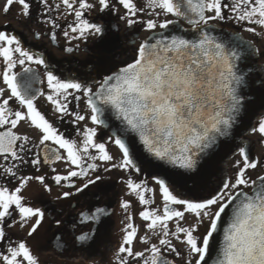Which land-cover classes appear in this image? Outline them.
I'll use <instances>...</instances> for the list:
<instances>
[{"label":"snow or ice","instance_id":"obj_1","mask_svg":"<svg viewBox=\"0 0 264 264\" xmlns=\"http://www.w3.org/2000/svg\"><path fill=\"white\" fill-rule=\"evenodd\" d=\"M15 2L21 5L26 19L32 17L35 4L37 12L42 7L47 16L42 23L51 24L53 29L59 27L56 20L60 17L47 15L54 10L49 0H7L4 12L8 13ZM61 5L65 17H75L74 23L63 31L69 40L95 39L103 46L112 27L103 22L105 15L118 13L117 5L124 10L117 18L124 21L128 29L139 24L151 35L133 49L136 55L132 62L113 75L93 79L89 84L55 75L45 59L26 49L15 34L0 30V59L4 65L0 79L6 86L0 87V158L3 161L0 162V176L19 181L14 190L0 185V246L4 249L0 251V264H39L27 241L11 242L5 222L14 215L19 216L21 228L34 221L27 233L29 237L33 236L44 221L45 213L39 207L30 206L21 193L33 179L47 191L52 190L43 175H18L20 165L29 163L26 159L29 153L34 156L30 163L37 170L41 164L39 152H33L38 145L28 135L16 131L21 122L41 133L39 145H44V163L65 161L70 167L75 166L67 175L56 174L52 179L62 187V182H67L68 188H75L79 193L94 185L101 176L87 179L82 188L76 187L72 178L98 173L102 166L98 161L109 165L103 167L104 172L119 168L129 176L132 172L140 173L141 168L136 162V137L153 157L181 169L196 171L201 156L208 155L209 150L218 146L220 137H230L234 126L253 110L257 102L264 107V67L260 68L257 78L250 76L251 69L243 72L240 68L246 55L258 56L260 50L252 45L244 51L237 50L243 44L230 47L213 35L216 26L212 23L233 21L246 26L249 33L264 34V0H146L142 7H138L135 0H59L55 10ZM94 12L104 15L89 18L88 14ZM181 21L189 28L185 29ZM35 35L39 38L40 32ZM51 39L56 41L55 31L51 32ZM65 51L72 52L73 48L68 47ZM32 64L43 65L47 70L50 91L47 94L40 91L39 95H46L60 119L74 116V123L87 119L92 125L107 127L104 115L110 112L120 120L123 125L120 134L114 133L109 138L120 149L119 164L112 163L114 157L106 143L98 141L97 127L85 125L78 132L83 137L78 145L46 119L38 109L37 95L32 91V82L37 76ZM18 65L23 76L15 71ZM257 83L258 87H253V91L258 94V100H253L242 90ZM69 97L83 100L90 110L89 115L71 111ZM251 131L264 137V116ZM239 154L242 164L237 163L234 178L223 181L221 189L208 197L183 198L174 194L170 184L154 177L164 202L163 212L158 214V209L146 208L139 216L146 222V229L159 237L158 243L150 242L147 234L138 236L132 216H126L128 223L115 257L117 264H175V260L166 254L174 257L184 254V264H208L206 258H211L222 214L236 201L239 202L233 209L232 222L224 233V245L213 264H264V175L256 179L249 175L250 170L258 166L264 168V165L259 159H250L246 148L241 147ZM52 171L56 172V169ZM125 184L141 204L154 203L155 189L146 183L128 178ZM248 188L252 189L251 194L245 190ZM146 194L150 195L146 198ZM70 195L71 191L63 193L64 197ZM120 206L127 213L131 202L124 200ZM186 213L192 214L194 220L189 226L181 223ZM106 214L104 209L98 208L84 219L99 223L100 217ZM77 239L81 242L89 240L91 233ZM174 240L184 245V253L178 250ZM136 243L146 247L136 250Z\"/></svg>","mask_w":264,"mask_h":264},{"label":"flooded vegetation","instance_id":"obj_2","mask_svg":"<svg viewBox=\"0 0 264 264\" xmlns=\"http://www.w3.org/2000/svg\"><path fill=\"white\" fill-rule=\"evenodd\" d=\"M135 2L138 7H142L145 5L146 0H135ZM49 3L53 5L54 10L47 15H51L53 18L60 17L56 20L59 25L58 28L53 29L51 24L41 22V20L47 19V16L43 14L42 7L37 12V6L34 4L32 17L26 19L22 15L23 9L21 5L15 2L13 11L14 13L16 11V17L10 23L5 22L2 24L0 30L15 34L26 49L37 56L43 57L49 69L62 79H72L89 84L92 83L93 79L101 80L126 66V63L132 62L136 55L133 49L138 47L139 43L147 36L151 35L139 24L128 29L124 21L117 18L124 12L123 8L117 5L120 8L118 13L105 15L103 22L112 25V27L107 33V40L103 46L95 39L87 41L69 40L63 35V31L68 30V25L74 23L75 17L73 15L65 17L62 5L59 10H55V5L59 3V0H49ZM97 14L99 13L94 12L88 14V16L89 18H94ZM142 18L147 19L146 16H142ZM170 18L175 19L174 17ZM181 23L187 25L183 21ZM212 23L215 26L229 28L238 34L241 33L244 37L247 35L245 38L252 46L260 50V54L255 56L257 63L255 75L259 77V70L264 67V48L260 47L259 35L247 32L245 30L246 26L238 25L233 21ZM52 31L56 32V41L51 39ZM36 32H40L39 38H36ZM68 47H72L73 51H65ZM3 67L2 59H0V71L3 70ZM31 67L37 74L36 79L32 82V91L36 93L37 107L45 115L46 119L63 133L67 139L76 141L78 145L83 140V137L78 135V132L85 125L97 127L98 141L106 143L109 153L114 157L112 163L119 164L121 159L120 149L110 142L109 138L113 135L106 127L92 125L91 121L87 119L74 123V116H66L60 119V114L53 111V106L47 101L46 95H39L40 91H44L46 94L50 91L47 88V70L43 65L32 64ZM15 71L23 76L21 66L18 65ZM40 81L44 82L40 83ZM23 82L24 80L22 79L21 83ZM0 87H6L3 85L2 79H0ZM255 87H258V83ZM69 100L71 101L69 104L71 111L79 112L86 117L89 115L90 110L83 100L77 101L72 97H69ZM256 115L257 118L253 126H256L259 119L264 116V107H261L259 102ZM251 128L246 132L248 133L246 136L243 134L237 140L235 147L231 151L227 169L221 165L219 170L212 171L205 178L190 181L166 180L159 175L156 165L140 159L136 160V162L140 166L141 172H132L131 176H129L128 172L119 168L104 172L103 167L109 165H104L103 162L98 161L97 163L102 165L98 173L90 172L87 177L72 178V182L76 187L82 188L87 179H95L96 175L101 176V179L97 180L94 185H89L83 192L78 193L75 188H68L67 182H62L64 185L62 187L56 185L52 179L56 174L67 175L68 171L73 170L75 166L70 167L65 161H58L53 164L44 163V145H39L41 133L28 123L21 122L16 131L18 134L28 135L30 140L38 145L37 148H33V152H39L41 164L38 166L39 170H37V167L30 163L34 156L29 153L26 156L29 163L20 165L18 175L33 177L43 175L52 190L50 192L47 191L43 185L34 179L29 181V184L23 189L21 194L30 206L39 207L44 211L45 219L40 228H38L37 233L29 237L27 233L30 230L31 223L34 221H29L28 225L21 228L19 216L14 215L5 222L6 234L11 237L13 244L19 240L27 241L34 255L37 256L39 264H117L115 257L123 241V229L128 223L126 216H132L133 222L138 228V236L147 234L150 237V242L158 243L159 237L146 229V222L139 216V213L146 208L149 210L158 209V214L163 212L164 202L154 177L163 179L170 184L172 189H174V194L178 193L183 198L195 200L199 197L210 196L221 189L223 181L234 178L237 171V163L240 162L242 164V157L239 154L241 147L247 149L250 159H259L261 165H264V137L253 133ZM47 143L51 145V142ZM51 146L58 147L55 145ZM61 153L66 155L64 150H61ZM0 162H3L2 158H0ZM53 168L56 169V172L52 171ZM249 175L252 179H256L259 175H264V168L258 166L257 169L250 170ZM128 178L133 179L135 182L146 183L149 188L155 189L154 203L147 206L141 204L138 197L135 194H131L127 188L125 180ZM0 185L14 190L19 185V181L13 177L0 176ZM245 190L248 192L252 191L251 188ZM65 191H71L72 195L64 197L63 193ZM149 195L146 194V198ZM124 200L131 202V207L127 213L120 206ZM98 208L104 209L107 213L100 217L99 223L84 219L85 216L94 214ZM193 222L192 214L186 213V218L181 223L184 226H189ZM8 225L13 226L9 227ZM169 227H173L172 222L169 223ZM85 233H91V239L83 242L79 241L77 237ZM174 243L178 250L182 253L185 252L183 244L175 240ZM145 247L146 245L142 243H136L135 245L136 250H143ZM3 250V247L0 246V251ZM166 255H169L170 259H174L175 264H184V254L180 257H174V255L170 254Z\"/></svg>","mask_w":264,"mask_h":264},{"label":"water","instance_id":"obj_3","mask_svg":"<svg viewBox=\"0 0 264 264\" xmlns=\"http://www.w3.org/2000/svg\"><path fill=\"white\" fill-rule=\"evenodd\" d=\"M187 29L186 27H184ZM189 28V27H188ZM179 34V33H177ZM213 35L220 38L223 42H226L229 44L230 47H236L237 45L243 44V47L238 48L237 50L244 51L249 45L243 38H239L238 36L233 33V31L216 26V31L213 32ZM255 55L248 56L246 55L240 62V68L243 72H249L250 76L252 78L256 77V70H257V64L255 61ZM118 70L114 71L111 75L118 72ZM248 79V77H246ZM22 80V79H21ZM254 86H249L248 88L243 89V93H245L250 99L258 100V95L253 91ZM258 109V102L256 106L253 108L252 111L248 112L243 119L239 120V122L234 126L232 130V135L230 137H220L218 139V146H214L212 150H209L208 155H202L199 161V166L197 167L196 171H189L186 169H181L178 165L170 164L166 161H161L155 157H153L150 153L147 152L145 147L143 146L142 142L139 140V137H136V160H144L147 162H150L157 166L159 175L166 180H180V181H190L194 180L189 177H196L198 178H204L207 173H204V165L208 161H216L217 162L223 159V155H220V157H215L214 151L217 147L224 144L223 153L227 154L228 151H232L234 146L237 143V140L241 138L243 134H245L249 128H251L254 125V121L256 119ZM104 119L107 123V129L112 133L120 134L119 130L123 127L120 120L116 118V116L110 112H106L104 115ZM221 143V145H220ZM231 144V146L228 147V145ZM211 157V159H210ZM259 183V182H258ZM251 194V193H250ZM239 201L234 202L232 205L229 206V208L226 210L225 214H222V224L220 227V231L215 236V245L211 250V258H206L208 260V264H213V261L216 260L217 256L220 254L221 249L224 245V233L225 230L230 226L232 222V215H233V209L235 208V205Z\"/></svg>","mask_w":264,"mask_h":264},{"label":"rangeland","instance_id":"obj_4","mask_svg":"<svg viewBox=\"0 0 264 264\" xmlns=\"http://www.w3.org/2000/svg\"><path fill=\"white\" fill-rule=\"evenodd\" d=\"M7 3V0H0V26L2 24H4L5 22L10 23L12 21V19H14L16 17V11L14 13L13 11V5L9 8L8 13L4 12V7ZM258 32H260V29H258ZM236 36H238L239 38H244V40L246 41L247 35H245V37L240 33L237 34L235 33ZM259 41H260V47L264 48V34L259 35ZM247 44L249 45L250 43L248 41H246ZM257 64V63H256ZM248 133L244 134V136H246ZM221 145V143H220ZM231 146V144L228 145V147ZM235 147V146H234ZM223 149H224V144L217 147L214 151V155L215 157H220V155H223V159L220 160L219 162H217V166H216V161H208L205 165H204V173H207L206 176H209V174L212 171H216L219 170L221 168V165H223L222 167L227 169V165L230 162V157H231V150L227 152V154L223 153ZM224 161V162H223ZM218 168V169H217Z\"/></svg>","mask_w":264,"mask_h":264}]
</instances>
